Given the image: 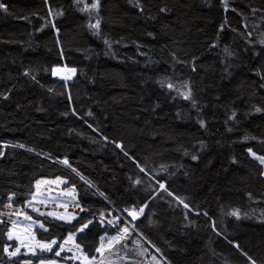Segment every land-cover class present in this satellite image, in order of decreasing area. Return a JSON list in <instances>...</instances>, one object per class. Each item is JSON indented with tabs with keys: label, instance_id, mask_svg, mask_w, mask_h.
<instances>
[{
	"label": "trees",
	"instance_id": "obj_1",
	"mask_svg": "<svg viewBox=\"0 0 264 264\" xmlns=\"http://www.w3.org/2000/svg\"><path fill=\"white\" fill-rule=\"evenodd\" d=\"M95 2L0 0V164L15 167L0 168V208L63 177L90 213L143 208L134 228L164 264H264V169L248 151L264 156V0ZM89 219L43 217L36 233L63 240ZM109 231L77 241L93 258ZM14 244L0 222V264H25Z\"/></svg>",
	"mask_w": 264,
	"mask_h": 264
},
{
	"label": "rangeland",
	"instance_id": "obj_2",
	"mask_svg": "<svg viewBox=\"0 0 264 264\" xmlns=\"http://www.w3.org/2000/svg\"><path fill=\"white\" fill-rule=\"evenodd\" d=\"M70 70L63 66H57L54 69V74L58 78L62 76L65 77L64 80H68V77L73 78L74 76ZM262 166L264 169V165ZM0 168L8 171L15 169L9 162L1 163ZM67 183L68 180L63 177L41 178L36 181L35 190L24 207L15 206V197L11 196L8 204L4 208H0V222L8 226V233L12 232L13 234V239L10 241L15 242L14 245H9L11 247L8 246L9 251L15 247L20 248V254L14 258L23 257L24 262L31 261V263L34 262V258H38V264H51L52 261H55V264H68L70 261H78L82 264H89V261L92 264H164L165 261L157 252L158 250L153 248L134 228V221L140 215L136 219H132L128 215L131 218L130 221L129 218L124 220L113 211L100 214L90 213L82 205L78 191L74 187H67ZM49 213H54V215H49ZM61 216L64 219H59ZM83 216L90 218L85 224L87 227L82 226L78 232L69 234L63 240L53 239L56 244L53 245L51 251L41 250L38 247V245L49 244L53 241L42 240L36 233L38 229L46 230L42 221L43 217L71 223ZM95 222L103 229L107 228L110 231L99 236L98 249L100 251L93 260L86 253L84 247L78 243L77 237L79 233H84ZM125 228L128 229L127 233L124 232ZM31 250H35L36 255H32ZM56 251H60V256L55 255Z\"/></svg>",
	"mask_w": 264,
	"mask_h": 264
},
{
	"label": "snow or ice",
	"instance_id": "obj_3",
	"mask_svg": "<svg viewBox=\"0 0 264 264\" xmlns=\"http://www.w3.org/2000/svg\"><path fill=\"white\" fill-rule=\"evenodd\" d=\"M98 6H99V0H96V2L93 3V4L91 5V8H92V9H96V8H98ZM136 6H137V7H140L139 0H137V4H136ZM0 7H3V5H0ZM140 10L143 11V8L140 7ZM161 11H162V12H167L168 9H167V8H162ZM252 12H253V14H255L256 9H253ZM90 27H91V28H94V29H98V28H99V21H97L96 24H92V25H90ZM223 28H224V25H221V30H223ZM57 71H59V70H57ZM70 71L73 72V73H75V69H71ZM193 71H195V67H193ZM70 78H71V77H68V79H70ZM168 87H169V88H172L173 86H172L171 84H169ZM182 95H183V98H184L185 100H191V99H192L191 89L189 88V90H188L186 93H182ZM192 103L195 104V100H192ZM255 111H256V112H261L262 109H260V108H256ZM234 116H235V113H233V117H234ZM233 117H230V118H233ZM204 126H205L204 121H201V127H204ZM117 146L120 147V145H117ZM248 151H249V153H250V154H251L256 160L259 161V163H260L261 165H264V156H257L254 152H252L251 149H249ZM192 159L195 160V159H197V157H196V156H193ZM63 163H64V164H68V161H67V160H64ZM136 183H140V181H136ZM160 187H161V188H164V185L161 184ZM181 203L183 204L184 202L181 201ZM184 207L187 208L188 205H187V204H184ZM125 211H128V210H125ZM143 211H144L143 208H141V209L139 210V213H137L135 210H131V211H128V215L131 216L132 219H136L140 213H143ZM49 215H54V213H49ZM231 215L235 216L237 219L240 218V215H239V211H238V210L233 211V212L231 213ZM28 219H31V218L28 217ZM59 219H64V217L61 216V217H59ZM41 227H43V225H41ZM84 227H87V225H85ZM81 231H83V229H81ZM124 232L127 233V232H128V229L125 228V229H124ZM8 239H9V240H12V239H13V234H12V232H9V233H8ZM55 244H56V241L53 240V241H52L51 243H49V244L38 245V247H40L41 250L51 251L52 248H53V245H55ZM9 247H11V246H9ZM236 247L239 248V245H236ZM62 250H63V249L61 248V251H62ZM3 251L6 252V253H8L9 258L17 257V256L20 254V248H19V247H15L12 251H9V248H8V247H5V248L3 249ZM31 251H32V255H36L35 250H31ZM97 251L99 252L100 249H97ZM24 255H27V253H24ZM55 255H56V256H60V251H56V252H55ZM245 255H246V254H245ZM85 259H87V257H85ZM93 260H95V257H93ZM249 260L251 261V264H256V262H255L254 260H252L251 257H249ZM25 264H31V261H25ZM51 264H55V261H52ZM89 264H92V262L89 261Z\"/></svg>",
	"mask_w": 264,
	"mask_h": 264
}]
</instances>
